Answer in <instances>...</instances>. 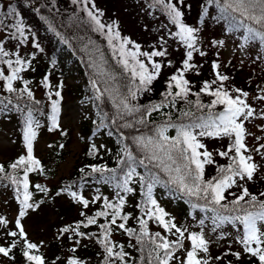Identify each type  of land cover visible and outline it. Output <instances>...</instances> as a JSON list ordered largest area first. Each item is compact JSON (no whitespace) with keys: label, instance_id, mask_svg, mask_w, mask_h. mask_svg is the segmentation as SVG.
<instances>
[{"label":"snow or ice","instance_id":"1","mask_svg":"<svg viewBox=\"0 0 264 264\" xmlns=\"http://www.w3.org/2000/svg\"><path fill=\"white\" fill-rule=\"evenodd\" d=\"M71 2L79 4L81 11L86 13L87 19L82 22L94 24V31L107 36L113 54L119 57L118 63L128 73V80L124 82L116 73L105 69L101 73L105 77L103 88L98 86L96 79L91 81L94 99L103 103L107 98L115 109L112 116L107 112L103 115L111 125L116 126L114 131L121 148L117 152L116 168L85 165L90 169L86 175L99 174L96 183L112 184L116 191L111 199L102 193L89 199L78 188L72 190V185L57 193L66 192L83 209L81 220L58 231L57 239L66 237L72 242L64 264H89L76 255L79 248L87 247L83 240L95 241L100 246L102 251L97 255L102 259L99 264H238L245 256L249 261L254 259L255 264H264V191L253 193L248 187L249 183L264 178V135L257 136L251 130L255 127L264 133V124L255 123L257 120L264 121V76L257 77L251 90L235 86L231 83L234 78L222 71L225 65L217 51L214 54L216 59L211 63L212 78L202 81L200 88L193 91L195 84L186 73L200 75L197 69L202 67L194 62V54L208 56L201 44V29L185 23L183 9L190 7L185 0H155L171 24L178 26V31L169 34L179 39L185 52L180 67L164 81L165 87L159 93L161 99L142 104L140 97L154 92L152 86L162 71L173 66L171 60L165 59L170 55L167 48L141 52L137 44L135 50L129 49L127 46L133 42L114 30L115 22H102L103 12L96 8L94 0ZM49 3L54 5L55 0H49ZM208 4H215L220 9L217 20L226 21L229 29L244 30L241 36L243 42L239 45L241 52L246 53L250 47L264 48V0H207L203 6L205 15H208ZM4 7L7 11H0V81L4 82L0 88L15 94L17 111L23 112L24 108L28 111L22 133L25 154L8 165L0 163V179L9 180L15 186V198L19 202L14 222L0 215V257L15 264L18 250L25 264H58L61 257L49 261L46 254L40 251L45 242L30 240L23 223L31 211L39 209L41 203L34 199L30 187L41 193L48 192L43 185L30 183L31 173L46 171L42 161L34 154L40 124L34 119L29 105L21 107L19 104L25 94L35 105L41 103L35 100L30 82L23 76L24 72L34 70V53L26 55L23 48L25 44L32 43L36 49H43L34 41L19 11L10 3L6 6L0 4V9ZM36 11L41 9L37 7ZM52 30L55 31V28ZM57 35L60 33L57 32ZM210 43L219 47L224 41ZM141 56L145 59H140ZM254 59L264 61V53L258 52ZM16 81L22 82V87H16ZM44 83L45 87L51 88L47 77ZM62 87V84H57L56 90L48 93L50 99L53 95L59 98L51 99L50 130L60 129L61 134L66 135L59 122ZM201 94L210 98L207 103L201 99ZM193 96L196 97L194 101L189 99ZM11 103L12 97H0L3 110L6 111ZM181 103L183 106L178 107ZM174 111L178 113L175 119ZM153 113H161L165 119L157 121ZM104 127H109V124H104ZM124 129L132 131L126 133ZM172 129H175V134L169 135ZM113 134V131L108 132L110 136ZM206 138L227 139L228 143L209 150L204 142ZM249 138L257 143L250 145ZM104 147L93 143L90 152L98 154ZM215 157L225 159L226 163L220 164ZM208 165H216V174L206 179ZM8 168L12 169V173H8ZM85 168L79 171L84 173ZM137 184L142 189V199L136 205L141 215L133 217L125 206L129 195L135 193ZM157 185L168 189L170 194H179L181 198L203 201V204L193 203V207L211 215L199 219L198 230L192 225L178 224L175 217L154 198L153 190ZM189 202H192L191 199ZM91 205L99 207L89 215L85 210ZM133 218L138 228L128 226V221ZM206 221L210 222V226ZM150 222L163 231H151ZM225 225H231L236 230L232 242L238 244L240 250L233 251L229 244L224 252L214 256L211 252L213 244H218L229 235L224 230ZM90 226H96L97 231L81 230ZM116 233L126 235L128 243L116 241ZM210 233H218L216 240ZM129 248L136 251L138 257H134L127 250ZM229 256L234 259H228Z\"/></svg>","mask_w":264,"mask_h":264},{"label":"rangeland","instance_id":"2","mask_svg":"<svg viewBox=\"0 0 264 264\" xmlns=\"http://www.w3.org/2000/svg\"><path fill=\"white\" fill-rule=\"evenodd\" d=\"M43 5L49 4L47 7L54 15L58 16L63 22L65 15H73L74 17L82 18L86 20V13L81 11L79 4H73L71 0H55V4H50L49 0H38ZM149 1L150 0H146ZM96 8L103 12L101 17L102 22L110 24L115 22L116 29L121 33L123 38L130 39L133 44L128 45L129 49L135 50V45L140 46V51H152L166 47L170 55L165 59L173 62L172 67L165 68L160 78L154 82V92L144 93L140 97V103L144 104L149 100H155L159 97V93L164 89V81L180 67V62L184 58L185 48L174 35L169 33H175L178 31V26L171 24L169 17L164 14L151 10L146 7L145 3L142 4L141 0H94ZM207 0H185V4L190 5L183 9L185 12L184 21L190 26L199 27L201 29V44L208 52V56L200 57L194 54V62L202 65L199 69L200 75H194L192 72L186 73L189 80L193 81L196 91L200 88L201 82L206 79L212 78V67L211 63L216 56L214 55L217 51L220 53L219 59L225 65L222 68L226 74L230 75L234 79L231 81L232 84L238 87L251 90V88L257 82V77L264 76V61L256 60L257 53H264V48H249L246 53L241 52L239 45L243 42L241 39L243 29L234 30L226 28L222 20L218 21L219 9L215 4H208V15L204 14L203 6ZM0 4L8 5L7 0H0ZM41 4V5H42ZM155 4V0L152 1ZM19 13L23 18L26 26L30 28L32 37L36 43H39L44 51L50 55L53 52L54 37L51 33L43 29L40 21L36 18L34 12L26 6H18ZM91 7V5H89ZM0 11H7V7L0 9ZM86 28L93 38V41L97 43H104L109 50L112 47L108 43L107 36L100 32L94 31L95 25L85 23ZM163 38V39H162ZM222 40L224 41L219 47L211 44V41ZM118 45L119 41H115ZM23 51L26 55L32 57V69L34 63L37 60L38 55L34 45L27 43L24 45ZM113 51V50H112ZM140 59L144 60L143 56ZM160 59V58H155ZM71 58L65 59L63 62L65 74H68L67 82L75 90L76 94L81 91L85 86L86 82L83 75L80 74L81 68L77 63H71ZM29 71V70H28ZM23 73V76L27 72ZM18 81L15 82V85ZM4 83V82H3ZM41 85L40 82L36 85L37 96H41ZM70 97V96H69ZM66 95L60 102V113L59 122L61 128L68 130L71 134L70 139L67 142L68 149L66 158L56 168V176L49 181H45L48 186L55 185L57 180L61 177H65L71 171L81 149V141L78 135L81 131V122L90 121L95 112L91 103V96L84 98L70 99ZM201 97L208 102L210 99L204 94ZM264 107V106H262ZM255 123L264 124V121L257 120ZM43 129L37 131V140L35 142L34 154L37 158H43L46 156L48 151L49 140L56 139L57 135L51 132H43ZM257 136L264 135L258 128L251 129ZM85 140H92L97 145H104L106 149L111 148L112 143L107 138L105 131L102 129L92 130L84 134ZM204 142L207 144L209 150L220 148L222 145H227V139H205ZM249 144H256L257 141L253 138H249ZM25 154L24 142L20 135V129L17 126L14 117L0 115V161L14 160L20 155ZM220 164L226 163V160L220 157H215ZM216 174V165H208L205 170V178H209ZM249 189L253 193L264 191V178L257 182L249 183ZM234 191L236 189H233ZM227 195V193H226ZM86 196L91 199L87 193ZM231 199V198H230ZM43 205L37 211H31L30 215L25 218L23 223L25 224L26 231L29 234L30 240L39 243L40 241L45 242L44 249H47L52 245V240L56 237L57 231L54 229V224L60 218V215H65L70 211L76 209L71 207V203L65 198L55 199ZM170 210L176 216V208L174 205L168 202ZM0 215L12 220L13 222L18 216V209L14 205L11 199V193L0 190ZM231 230V229H230ZM231 244L232 250L237 248L235 243L213 244L211 248L212 255H219L224 252L228 245ZM64 251V249H63ZM65 258L69 255L65 252ZM228 259H233L229 256ZM0 262L3 264H10V261L3 257H0ZM238 264H243L238 262Z\"/></svg>","mask_w":264,"mask_h":264},{"label":"trees","instance_id":"3","mask_svg":"<svg viewBox=\"0 0 264 264\" xmlns=\"http://www.w3.org/2000/svg\"><path fill=\"white\" fill-rule=\"evenodd\" d=\"M7 1L18 11L20 10L18 6L21 5L31 9L34 12L36 18L40 21L43 29L51 33L54 37L52 54L48 55L40 46L43 51L39 49L37 51V55L39 58H37V60L33 64L34 70H29L24 76V78L30 82L29 87L34 93L35 100H38L41 103L39 105H35L32 101L27 98L25 94L22 100L19 101V104L21 105V107H24V105H29L32 108L33 117L40 124V127L37 129V131L44 128L43 132H51V136H53V134L57 135L56 139L49 140L48 151L46 156H44L43 158H39L42 161V164L45 167L46 171L44 173H31L29 178L31 184H40L48 189V192L41 193L30 187V191H33L34 193V199L41 202L39 209L43 205H46L47 203H52L51 201L60 198L67 199L68 202L71 203V207L76 209L75 211H70L65 215H60V218L58 219L56 224H54V229L55 231H57L58 234L59 229L63 226L74 224L76 221L81 220L82 217L80 216V212L83 210L82 207L76 204L66 192L57 195V193L60 192L61 189L72 185V190H76L78 188L85 196L88 193L92 198L96 194L102 193L104 196H108L110 199L113 197L114 192L116 191L112 184L96 183L99 174H91L90 176L86 175V173L90 172V169L85 168V165H103L108 168H116L117 161L119 159V157L117 156V152L121 148V142L118 138V135L115 134L114 131L116 126L111 125L103 115L104 112H107L109 116H112L115 112V109L111 104V101L107 98L104 99L103 103L94 99V89L92 88L91 81L93 79H96L98 81V86L103 88L105 77L101 75V73L105 69L110 72L116 73L119 78L124 82H127L128 80V73L118 63L119 57L113 54V49L109 50V48L104 43H97L93 41V38L90 36L86 25H84L85 23L82 22V18H79L77 16L74 17L72 14L65 15V20L63 22L58 16L54 15L47 7H45L38 0H32L31 3H29V0ZM141 1L142 4L145 3L147 5L146 7L151 8V10H154L159 14H164V12L161 11L160 5H157L156 3L152 4V1L154 0H150V2L146 0ZM37 7L41 9L40 12L36 11ZM219 14L220 9L218 16ZM41 17H43V19ZM222 22L225 24L226 28L229 29L227 22ZM53 28H55V31L52 30ZM57 32H59L60 35H57ZM67 58H71V63L78 64V66L81 68L80 74L83 75L85 78L86 87L84 86L81 91H79L77 94L76 89L74 90L70 86V84H68L66 78L68 77V74H65L64 72V70H67V68L64 67L65 64H63V62ZM46 77L48 83H50L51 85V88L45 87L44 81ZM38 82H40L42 88V90L40 91V97L37 96V93L39 91H36V85L38 84ZM57 84L63 85L62 89H60L62 97L66 95V97L70 96L71 98H69L74 100L76 98H84L88 95L91 96V103L94 108L95 114L90 121L81 122V131L78 135V138L80 139L82 146L71 171L67 176L59 178L55 185L48 186L45 181H49L52 178H55L56 168L61 163H63L66 158V153L68 149L67 142L71 136L70 132L63 128L62 130L66 133V135H62L60 129L50 130L52 115L51 99L59 98L53 95L50 99L48 93L49 91L54 92L56 90ZM0 85H3L2 81H0ZM15 86L22 87V82L18 81ZM0 97H12V103L8 105V109L6 111L3 110V106L0 105V115L14 117V120L16 121L17 126L20 129V135L23 140L22 133L24 129V119L28 108H24L23 112L17 111L15 109V105L18 103V101L15 98V94L8 93L6 89L0 88ZM160 99L161 97L159 95V97L154 101H159ZM189 99L194 101L196 97H189ZM201 99L205 103H207L202 97ZM62 100H60V102ZM182 106V103L178 105V107ZM101 109H103V111H101ZM163 111H168V109H164ZM177 114L178 113H176L175 111L173 112V119L176 118ZM153 117L157 121H163L165 119V117L161 113H153ZM129 119H131V117H129ZM102 120L104 121V123H101ZM104 124H109V127L105 128ZM98 129H102L105 131V134L112 143V145L109 149H106L105 147L101 148L98 154H96L90 152V146L95 142L92 140H85L84 134L92 130ZM109 131H113L114 134L111 136L108 135ZM124 131L128 133L132 130L124 129ZM174 134L175 129L170 130L169 135ZM60 145H63V147H60ZM14 160L8 159L4 162L0 161V163L8 165ZM81 168H85L84 173H81L79 171V169ZM138 171L143 172L144 170L138 169ZM8 173H12L11 168H8ZM20 176H22V172L20 173ZM135 187V193L129 195L128 204L125 206V210L127 212H131L133 214V217L141 215V211L136 208V205L142 199V189L139 184L135 185ZM0 190H4L11 193V199L13 200L14 205L18 209L19 202L15 198V186L12 185L9 180L0 179ZM153 196L155 199H157L161 207H163L168 213H170L171 216L175 217V220L178 224L192 225L198 230L199 219L206 215H211V213H205L199 207H193V203L203 204V201H197L196 198H181L179 194H170L168 189L160 185H157L154 188ZM190 199L192 201L191 203L189 202ZM168 202L175 206L176 216H174L173 212L170 210ZM98 207L99 205H91L90 208L85 211H87L88 214L91 215ZM206 223L210 226L209 221H206ZM128 226L135 228L139 227L135 218L130 219L128 221ZM150 229L153 232L163 231L154 222H150ZM81 230L95 232L97 231V228L96 226H90L89 229ZM207 230L208 229H206V231ZM224 230L228 232L229 235L226 238H222L218 244H221L223 241L225 243H233L232 238L236 236V230L231 225H225ZM210 235L213 240H216L218 233H210ZM56 237L52 240L51 246H49L47 249H44L43 247L40 251L46 254L49 261L55 259L57 256L61 257V260L58 261V264H64V254L65 252L70 254L69 248L71 247L72 242L69 241L66 237L64 239H57ZM114 239L121 243H128V237L121 233L114 234ZM82 243L86 244L87 247L79 248L76 255L87 260L89 264H99V260L102 259V256L97 255V253H100L102 251L100 246L95 241L83 240ZM133 243H135V241H133ZM236 245L237 248L233 249V251L240 250V246L238 244ZM127 250L131 251L134 257H138L139 254L136 251L130 248ZM15 255V264H25V259L18 250L16 251ZM240 262H242L243 264H255V260L253 259V261H249L247 256H245ZM0 264L3 263L0 262ZM10 264H12L11 261Z\"/></svg>","mask_w":264,"mask_h":264}]
</instances>
